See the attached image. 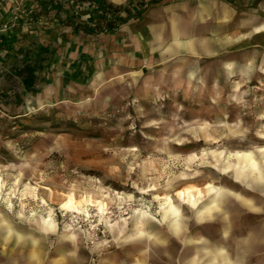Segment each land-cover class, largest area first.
I'll use <instances>...</instances> for the list:
<instances>
[{
	"label": "rangeland",
	"instance_id": "374dc122",
	"mask_svg": "<svg viewBox=\"0 0 264 264\" xmlns=\"http://www.w3.org/2000/svg\"><path fill=\"white\" fill-rule=\"evenodd\" d=\"M24 2H2V31L10 26L36 33L16 21L25 17ZM72 5H66L71 14L93 21L96 7L87 18ZM41 30L40 40L57 44L63 59L62 33L46 22ZM103 37L83 43L94 70L87 84L71 82L65 71L28 95L7 71L11 59L0 54V215L25 231L36 232L27 221L41 217L50 216L57 227L38 234V247L0 237V254L40 253L44 264H65L55 250L71 236V254L83 253V264H112L115 257L127 264H182L189 231L179 240L161 226L171 240L170 257L147 251L152 244L133 251L120 236L136 213L148 211L158 225V205L166 196L176 202L179 190L198 187L206 197L204 186L218 181L212 174L228 165L229 156L248 151L264 158V42L236 43L229 55L179 53L132 77L99 59ZM163 66L178 67L175 83L139 86ZM105 67L104 80L99 74L91 84ZM68 200L72 210L61 207Z\"/></svg>",
	"mask_w": 264,
	"mask_h": 264
},
{
	"label": "crops",
	"instance_id": "0c3cea01",
	"mask_svg": "<svg viewBox=\"0 0 264 264\" xmlns=\"http://www.w3.org/2000/svg\"><path fill=\"white\" fill-rule=\"evenodd\" d=\"M109 1L124 4L128 0ZM236 4L253 5L254 9H238ZM93 7L85 4L79 10L88 18L87 14ZM43 23L37 25V33L39 30L44 32L41 30ZM243 28H246L245 33H242ZM104 38L107 42L105 47L100 46L99 59L112 62L114 65L109 66L114 67L116 73L127 72L132 77L144 69L150 70L163 64L179 53L202 58L221 52L229 55L235 50L236 43L245 44L252 40L263 44L264 0H161L150 5L141 18L107 33ZM50 48L60 55L57 44H51ZM67 48L68 45L65 52ZM89 54L92 58L91 51ZM60 63L59 60L53 67L51 77L70 72L69 69L61 71ZM110 67L95 73L91 84L99 74L102 75V82L105 78L103 71ZM177 68L163 66L154 76L141 81L139 86L164 88L175 83ZM193 75L190 72L188 79ZM248 154L244 151L229 156L228 165L212 175L218 177V181L204 186L206 197L197 187L190 189L192 198L186 195L185 189L179 190L182 195L176 192V202L166 196L158 205V225L150 221L148 211L133 214L127 226L128 233L121 235L119 240L130 243L129 248L133 251L144 249V244H152L154 246H149L147 251L170 257L171 240L165 231L163 233V226L169 235L179 240L189 231L183 240L186 247L181 254L182 264H263L264 158ZM27 222L36 232L12 227L0 215V237L10 240L14 246L22 243L24 248L38 247V234L44 237L57 229L50 216ZM121 231L124 230L121 228ZM61 239H65L67 245L57 248L55 255L62 256L65 264H83L86 260L83 253L77 257L71 254V236ZM110 261L112 264H127L120 257ZM0 264H44V258L40 253H21L11 258L0 254Z\"/></svg>",
	"mask_w": 264,
	"mask_h": 264
},
{
	"label": "trees",
	"instance_id": "16d2710c",
	"mask_svg": "<svg viewBox=\"0 0 264 264\" xmlns=\"http://www.w3.org/2000/svg\"><path fill=\"white\" fill-rule=\"evenodd\" d=\"M4 0H0V5ZM161 0H128L124 4H114L109 0H25L21 5L24 18L17 17V23L29 26L35 31L43 22L52 25V29L62 33L61 44L67 53L63 59L51 50L49 42H42L30 29L21 33L10 26L4 31L0 21V54L11 59L7 71L19 80L24 95L41 89L45 82H51L55 64L61 60L60 69L70 70L69 80L81 85L88 83L94 70L92 58L84 52L86 38L98 39L107 33L116 31L120 26L142 17L150 5ZM73 3L72 9L78 11L85 4L96 7L92 22L77 18L66 5ZM33 30V31H34ZM82 43V45L80 44ZM74 56L72 57V55ZM69 65V66H68ZM47 78H45V77Z\"/></svg>",
	"mask_w": 264,
	"mask_h": 264
},
{
	"label": "bare ground",
	"instance_id": "6f19581e",
	"mask_svg": "<svg viewBox=\"0 0 264 264\" xmlns=\"http://www.w3.org/2000/svg\"><path fill=\"white\" fill-rule=\"evenodd\" d=\"M213 175V174H212ZM198 188V187H197ZM192 193V192H191ZM179 194H183V192H180ZM186 195H189V197H191L192 198V194L190 195V190L189 189H187L186 190ZM164 206V205H163ZM62 208H66V209H69V210H72L73 209V205H72V203H71V200H68V202H66V203H64V204H62V206H61ZM85 213H86V211H85Z\"/></svg>",
	"mask_w": 264,
	"mask_h": 264
},
{
	"label": "snow or ice",
	"instance_id": "6c2138e0",
	"mask_svg": "<svg viewBox=\"0 0 264 264\" xmlns=\"http://www.w3.org/2000/svg\"><path fill=\"white\" fill-rule=\"evenodd\" d=\"M248 155L250 156L251 154L249 153ZM253 167H255L254 164H253ZM208 187H211V185H209ZM237 198H239V197H237ZM213 207H215V206H213ZM141 235H143V233H141Z\"/></svg>",
	"mask_w": 264,
	"mask_h": 264
}]
</instances>
